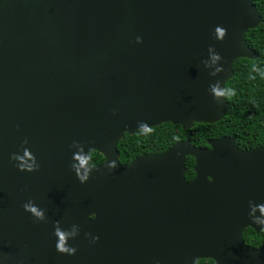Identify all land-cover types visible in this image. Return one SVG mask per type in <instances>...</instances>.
I'll return each instance as SVG.
<instances>
[{
  "label": "water",
  "instance_id": "1",
  "mask_svg": "<svg viewBox=\"0 0 264 264\" xmlns=\"http://www.w3.org/2000/svg\"><path fill=\"white\" fill-rule=\"evenodd\" d=\"M261 21L252 0H0V264H264V246L243 237L264 228V146L187 138L127 163L117 148L162 123L221 120L230 104L208 86L258 57L244 34ZM210 46L223 66L214 76L202 63ZM24 150L37 171L11 159ZM92 151L104 161L90 166ZM28 200L43 221L23 210ZM57 221L76 225L74 255L55 251Z\"/></svg>",
  "mask_w": 264,
  "mask_h": 264
},
{
  "label": "trees",
  "instance_id": "2",
  "mask_svg": "<svg viewBox=\"0 0 264 264\" xmlns=\"http://www.w3.org/2000/svg\"><path fill=\"white\" fill-rule=\"evenodd\" d=\"M262 15V21L255 28L245 32V40L258 54L257 58H238L233 63L234 75L225 87H235L237 95L227 99L230 108L224 117L216 123H196L191 129H184L179 124L170 122L140 130L134 134L126 133L118 142L120 161L127 163L144 153L155 154L167 150L180 140L189 138L197 147H208L209 140L223 135L233 136L241 149H253L264 146V80L257 77L249 80L250 62L264 64V0H252ZM104 161L98 151H92L88 158L90 166ZM195 158H186V179L193 180ZM247 244L254 247L264 246V228L257 232L247 227L243 232ZM197 264H217L213 259H200Z\"/></svg>",
  "mask_w": 264,
  "mask_h": 264
},
{
  "label": "clouds",
  "instance_id": "3",
  "mask_svg": "<svg viewBox=\"0 0 264 264\" xmlns=\"http://www.w3.org/2000/svg\"><path fill=\"white\" fill-rule=\"evenodd\" d=\"M224 34H225V29L220 25H216L212 30V35L215 39H222ZM135 41L136 43H140L141 37L136 36ZM220 60L221 57L219 53L215 52L214 49L210 46L208 48V59L202 61L205 68L211 69V71L209 72L210 76H214L217 72L222 70L223 67L222 64L217 63ZM257 77H259L261 80H264V64H258L257 62H250L248 79L255 80ZM208 92L213 97V99H219L221 97L225 99H232L237 95V89L235 87H221L219 85V82L210 83L208 86ZM138 124L139 127L141 128H147L145 122H138ZM73 144H77V143L73 142ZM77 156H78L77 152L72 153L70 167L74 172L77 181L80 184H84L89 180L90 174L89 173L82 174L80 172V169L77 167L78 165ZM22 157H28L30 163L27 164L21 163ZM11 159L17 161V168L20 171L33 172L39 169V165L35 162V156L30 155L27 152V150L23 151L22 156L20 154H15V153L12 154ZM107 166L109 170L117 167V165L112 161H109ZM22 208L25 212L29 213L35 220L43 221L45 219L44 209L40 208L32 200H28L27 202L23 203ZM77 233H78V229L76 225H73L71 229L68 230L59 227L58 221L55 222L53 227V236L55 237V244H54L55 251L61 254L74 255L76 253V247L70 245L69 240L74 239ZM89 235L91 234L85 233V236H89ZM98 239H99L98 236L91 235L92 242H95Z\"/></svg>",
  "mask_w": 264,
  "mask_h": 264
}]
</instances>
